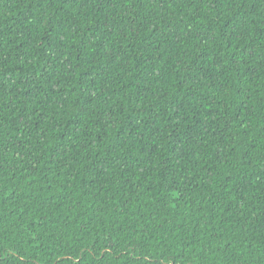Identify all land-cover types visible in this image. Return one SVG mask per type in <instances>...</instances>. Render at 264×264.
<instances>
[{
  "label": "trees",
  "instance_id": "obj_1",
  "mask_svg": "<svg viewBox=\"0 0 264 264\" xmlns=\"http://www.w3.org/2000/svg\"><path fill=\"white\" fill-rule=\"evenodd\" d=\"M0 264H264V0H0Z\"/></svg>",
  "mask_w": 264,
  "mask_h": 264
}]
</instances>
